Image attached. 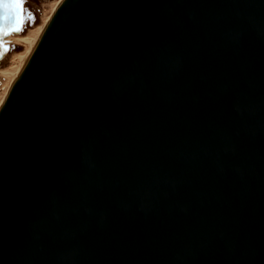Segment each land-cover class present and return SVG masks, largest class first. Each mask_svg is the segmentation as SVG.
I'll list each match as a JSON object with an SVG mask.
<instances>
[{
  "label": "water",
  "instance_id": "95a60500",
  "mask_svg": "<svg viewBox=\"0 0 264 264\" xmlns=\"http://www.w3.org/2000/svg\"><path fill=\"white\" fill-rule=\"evenodd\" d=\"M4 101L0 264H264V0H62Z\"/></svg>",
  "mask_w": 264,
  "mask_h": 264
},
{
  "label": "bare ground",
  "instance_id": "6f19581e",
  "mask_svg": "<svg viewBox=\"0 0 264 264\" xmlns=\"http://www.w3.org/2000/svg\"><path fill=\"white\" fill-rule=\"evenodd\" d=\"M62 0H55L52 8L50 10V12L48 14H46L43 17V20L37 24L33 30L32 34H25V35H13V42L16 43H23L26 48L21 50V51H17L13 54L10 64L6 67L0 68V74L1 75H10V79L9 82L6 86L5 91L3 92V95L1 97L0 100H5L15 79L17 78L18 74L20 73L21 69L23 68L24 64L26 63L33 47L35 46L39 36L41 35L42 31L45 29V27L47 26V24L49 23L51 17L53 16V14L55 13L57 7L59 6L60 2ZM3 104V103H2ZM0 104V107L1 105Z\"/></svg>",
  "mask_w": 264,
  "mask_h": 264
},
{
  "label": "rangeland",
  "instance_id": "374dc122",
  "mask_svg": "<svg viewBox=\"0 0 264 264\" xmlns=\"http://www.w3.org/2000/svg\"><path fill=\"white\" fill-rule=\"evenodd\" d=\"M55 0H24L25 4L28 6V14L31 13L33 16V20H28L29 27H25L21 33L19 34H13V35H25V34H32L34 27L40 23L43 20V17L48 14L52 8V5ZM34 16H37V20ZM26 46L23 43H16L13 42V51L10 53V55L4 59H0V68L6 67L10 64L11 58L13 54L17 51H21L25 49ZM10 75H1L0 74V99L3 95V92L6 89V86L9 82Z\"/></svg>",
  "mask_w": 264,
  "mask_h": 264
},
{
  "label": "snow or ice",
  "instance_id": "6c2138e0",
  "mask_svg": "<svg viewBox=\"0 0 264 264\" xmlns=\"http://www.w3.org/2000/svg\"><path fill=\"white\" fill-rule=\"evenodd\" d=\"M24 0H0V35L3 37L13 33H21L25 25V16L23 12ZM28 20H33L31 13L27 16ZM0 49L8 51L0 44ZM5 101L0 100V104Z\"/></svg>",
  "mask_w": 264,
  "mask_h": 264
},
{
  "label": "trees",
  "instance_id": "16d2710c",
  "mask_svg": "<svg viewBox=\"0 0 264 264\" xmlns=\"http://www.w3.org/2000/svg\"><path fill=\"white\" fill-rule=\"evenodd\" d=\"M36 18V20L38 19L37 16H34ZM27 23V22H26ZM28 24V23H27ZM27 24L25 26H27ZM39 24V23H38Z\"/></svg>",
  "mask_w": 264,
  "mask_h": 264
}]
</instances>
